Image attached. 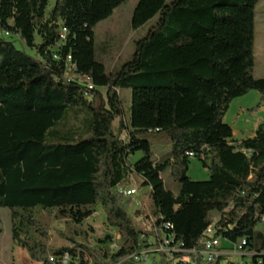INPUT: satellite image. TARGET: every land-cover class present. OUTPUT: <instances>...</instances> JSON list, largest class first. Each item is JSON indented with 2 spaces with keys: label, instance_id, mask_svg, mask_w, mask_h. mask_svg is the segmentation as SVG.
<instances>
[{
  "label": "trees",
  "instance_id": "trees-1",
  "mask_svg": "<svg viewBox=\"0 0 264 264\" xmlns=\"http://www.w3.org/2000/svg\"><path fill=\"white\" fill-rule=\"evenodd\" d=\"M126 1L62 0L45 19L48 0H0V30L36 54L0 39V209L10 212L13 243L37 264H59L65 255L137 264L141 235L152 236L154 247L173 235L184 251L198 252L203 232L214 225L221 240L246 239L247 251L264 252V235L255 231L264 218V120L237 145L223 121L230 103L250 91L264 102V78L253 75L259 0H137L131 28L156 21L130 60L107 73L94 57L93 30ZM123 89L131 91L128 122ZM148 134L169 138L167 160L152 161ZM189 153L208 180L187 177ZM166 169L176 195L160 177ZM131 175L150 190L156 218L150 235L137 229L117 191ZM97 207L120 236L114 254L73 238L71 248L49 247L40 212L81 225ZM154 257L152 264H195L187 253Z\"/></svg>",
  "mask_w": 264,
  "mask_h": 264
},
{
  "label": "rangeland",
  "instance_id": "rangeland-1",
  "mask_svg": "<svg viewBox=\"0 0 264 264\" xmlns=\"http://www.w3.org/2000/svg\"><path fill=\"white\" fill-rule=\"evenodd\" d=\"M171 1L167 0V3L169 4ZM56 2L61 4L62 0H48L45 19L50 17ZM136 4L137 0H127L115 9L108 19L97 24L93 30L94 57L97 62L103 64L107 73H110L113 69H119L130 60L135 43L147 35L149 29L156 21L155 17L141 28L133 30L130 25V19ZM0 39L11 41L17 50L36 57V54L26 48L16 36L10 37L0 30ZM35 42H39L38 37H35ZM254 56L255 67L253 75L257 79L264 78V0H259L255 7ZM100 92L103 96L105 95L104 89H101ZM119 95L124 108V119L128 122L131 91L123 89L120 90ZM263 120L264 102L261 101V95L258 92L250 91L245 96L234 99L223 118L224 123L232 129L230 143L237 145L240 141L251 138L257 125ZM118 125V121H115V129ZM145 139L150 144L154 163H161L169 158L171 147L169 138L166 135L148 134ZM140 157L141 153L138 152L131 158V161L134 162ZM186 175L192 181L208 180V172L196 158L189 159ZM160 177L163 180L165 189L176 195L178 193V185L172 181L170 170L166 169L160 174ZM123 187L135 190L134 195L125 198L128 203L124 206V209L131 215L138 230L149 235L152 234L156 218L149 188L141 185V178L137 175L129 176L123 183ZM38 216L48 224V244L52 249L71 248L73 244L68 240L69 238H73L76 244L97 251L100 254L103 253L105 248L109 250L110 254H114L121 245L120 236L115 229L107 226L105 216L100 207H97L95 213L81 225H74L66 220H57L52 213L40 212ZM218 218V213L213 212L209 215L211 223L217 222ZM0 229V264H37L30 260L25 250L13 243L8 209H0ZM255 231L264 235V220L257 224ZM140 241L143 249H153L151 236L141 235ZM151 259L145 264H152ZM49 260L54 261L52 258H49ZM122 261L116 264H121ZM236 261L249 262L250 258L245 256L236 258ZM54 262L59 264H91L86 257L80 261L77 257L69 255H65L62 259ZM103 263H109V260H104Z\"/></svg>",
  "mask_w": 264,
  "mask_h": 264
},
{
  "label": "built area",
  "instance_id": "built-area-1",
  "mask_svg": "<svg viewBox=\"0 0 264 264\" xmlns=\"http://www.w3.org/2000/svg\"><path fill=\"white\" fill-rule=\"evenodd\" d=\"M65 37V29L61 28L59 33V39L60 42L64 41ZM54 59L57 60V57L54 56ZM71 58L67 57V62H70ZM72 69V67H71ZM88 88L92 89L93 86L89 83ZM189 158H194V155L189 153L187 154ZM118 193L124 197L129 198L132 195L135 194V190L133 189H126L123 186H120L117 188ZM264 220V218L262 219ZM163 228L165 230H168L171 228V226L167 223L163 225ZM220 242L221 239L216 236V230L214 225H210L206 228V230L203 232V239H202V249L198 252L195 251H184L182 249L181 243H175L174 242V236L169 235L162 238V240L159 242L158 246L153 247V249H142L138 254L133 256V260L137 264H145L150 258L153 259L152 256L157 255L159 253H165L167 255H171L173 253H187L193 255V261L195 264H197V260L200 259V264H218V259L221 257L224 253L220 249ZM246 247V239H240L236 244H233L232 251L234 253H237L239 255H249L251 257H259L256 260V264H264V252L257 253L255 251H247L245 249ZM185 261L190 262V259L187 258ZM241 264V263H236ZM251 264V260L250 263Z\"/></svg>",
  "mask_w": 264,
  "mask_h": 264
},
{
  "label": "crops",
  "instance_id": "crops-1",
  "mask_svg": "<svg viewBox=\"0 0 264 264\" xmlns=\"http://www.w3.org/2000/svg\"><path fill=\"white\" fill-rule=\"evenodd\" d=\"M123 136L124 135H122V137ZM151 239L153 240V237L152 236H151ZM220 249L224 253L221 256V264H227L229 262L234 263V264H236V263L248 264L250 262V261L249 262L248 261L247 262L236 261V258H241V257H245V256H247V257L250 258V256L247 255V254H245V255H243V254L242 255H239L237 253H234L232 251L233 245L231 243L227 242V241L221 240V242H220ZM154 258H156L155 259V262L158 261V259H159L158 257H154ZM154 258L151 259V263H153Z\"/></svg>",
  "mask_w": 264,
  "mask_h": 264
}]
</instances>
